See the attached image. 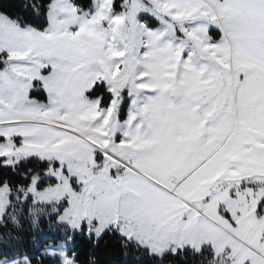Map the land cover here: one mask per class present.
I'll use <instances>...</instances> for the list:
<instances>
[{
    "label": "snow or ice",
    "instance_id": "obj_1",
    "mask_svg": "<svg viewBox=\"0 0 264 264\" xmlns=\"http://www.w3.org/2000/svg\"><path fill=\"white\" fill-rule=\"evenodd\" d=\"M106 236L264 264V0H0V264Z\"/></svg>",
    "mask_w": 264,
    "mask_h": 264
},
{
    "label": "trees",
    "instance_id": "obj_2",
    "mask_svg": "<svg viewBox=\"0 0 264 264\" xmlns=\"http://www.w3.org/2000/svg\"><path fill=\"white\" fill-rule=\"evenodd\" d=\"M82 2L86 3L87 0H82ZM85 251H87L86 247ZM97 253L101 260V264H133L130 258L126 260L123 256L116 240L108 236H106L101 242ZM164 264H177V262L173 261L172 258H169L164 261Z\"/></svg>",
    "mask_w": 264,
    "mask_h": 264
},
{
    "label": "rangeland",
    "instance_id": "obj_3",
    "mask_svg": "<svg viewBox=\"0 0 264 264\" xmlns=\"http://www.w3.org/2000/svg\"><path fill=\"white\" fill-rule=\"evenodd\" d=\"M36 98H37V99H44V96H43L42 93H41V94H36ZM41 227H42V228H46V224L41 225Z\"/></svg>",
    "mask_w": 264,
    "mask_h": 264
}]
</instances>
